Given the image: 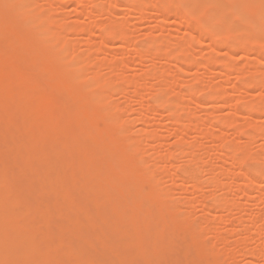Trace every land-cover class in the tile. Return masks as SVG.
Returning <instances> with one entry per match:
<instances>
[{
  "label": "bare ground",
  "instance_id": "1",
  "mask_svg": "<svg viewBox=\"0 0 264 264\" xmlns=\"http://www.w3.org/2000/svg\"><path fill=\"white\" fill-rule=\"evenodd\" d=\"M66 1L76 6L72 5V19L85 16L93 23L88 19L85 23L66 22L61 15L63 18H54L50 10L53 5L54 10L66 5L62 0H0V264H165V255H175L177 241L167 236L169 228L164 222L178 217L183 221L202 217L203 221H193L199 223L195 228L203 232L201 236L209 230L205 220H216V224L229 218L219 224L233 236L235 207L240 211L242 201L249 202L253 194V201L255 197L264 199V169L260 167L264 165V120L259 123L264 119V0H107L108 5L98 0ZM118 12L137 14L140 19L149 14L158 20L161 33L172 18L177 35L133 41L134 25L129 27L125 15L120 14L121 19ZM101 15L106 20L96 21ZM81 33L89 38L82 41L86 48L75 54L78 40L69 37ZM149 35L151 31L145 33ZM205 41V59L193 63L203 68L205 75L197 77L195 72L191 77L196 84L192 80L187 83L183 80L185 65L191 66L195 46ZM114 43L118 46L111 51ZM128 48L136 51L131 60L126 58L131 66L122 59ZM238 53L246 58L245 63L236 62ZM223 54L226 58L220 57ZM97 55L101 61H94ZM104 67L109 70L107 77ZM232 73L236 85L228 92L224 86ZM215 76L220 82L204 85ZM176 86L183 89L176 91ZM202 87H208L207 93L198 99L205 90ZM145 88L152 92L143 94ZM113 94L124 98L122 108L118 98L113 101ZM236 94L243 95L240 106L231 105ZM141 95L143 99L148 95L146 108ZM113 102L119 108L116 103L112 106ZM132 102L141 107L134 119L142 127L136 129L130 126L129 115L125 116L132 111ZM207 106L210 111H205ZM227 107L229 112L223 113L221 109ZM163 113L172 125L174 148L159 155L157 146H146L145 141L160 143L162 131L146 119L151 114L162 118ZM241 115H245V123L238 124L236 118ZM227 127L233 129L231 137L224 131ZM192 132L206 138V144L198 145L196 139L188 142ZM257 140H262L261 145L251 151V143ZM210 151L215 156L208 158L213 157L216 164L208 160L205 166L202 155L205 160ZM178 154L181 159L187 157V165L182 162L183 167L169 170L168 162L181 160ZM147 159L153 161L147 164ZM248 161L255 165L245 166ZM208 165L214 170L204 178L205 183L202 176H206ZM169 178L173 186L178 183L180 194L174 195L173 186L166 189ZM198 182H204L203 189L211 187L210 191H201ZM226 187L234 190L231 193L237 195L236 200L240 198L239 205ZM199 190L201 199L209 204L197 201L202 205L197 206L201 211L196 207L195 217L188 201L198 198ZM163 197L171 200L168 206H163ZM175 203H184L191 211L183 212L186 205L178 204L179 209ZM246 207L242 209L249 214ZM258 215L263 221L257 220L260 227L248 215L245 219L240 214L235 220L241 227L236 230L235 244L242 245L244 255L251 258L248 264H260V260L264 264V208ZM196 229L189 228L186 237ZM218 229L208 231L214 248L234 245L225 244L228 238L220 236ZM249 238L263 242L256 241L257 247L249 248ZM230 253L231 249L224 250L227 260L234 257L230 258ZM199 257L204 260L206 255Z\"/></svg>",
  "mask_w": 264,
  "mask_h": 264
},
{
  "label": "rangeland",
  "instance_id": "2",
  "mask_svg": "<svg viewBox=\"0 0 264 264\" xmlns=\"http://www.w3.org/2000/svg\"><path fill=\"white\" fill-rule=\"evenodd\" d=\"M103 1V2H102ZM65 2V3H64ZM98 2H101V3H106V5H108L107 3V0L105 1V0H98ZM60 3V5L63 3V4H66V5H63L62 7L60 6H57V5H59V4H56V6H57V8H55V10H54V7H55V5H53L52 6V9L50 10V15H52L54 18L55 17H57V16H63V17H65V18H63V17H61L60 16V18H63L64 20L66 19L67 21L66 22H68L69 20H71V21H75V20H79V21H82V22H87L89 19H88V17H86L87 19H85V16H82V18H79L78 17V19H72L71 17H74L75 16V14L73 15V13H72V11L74 10V8H76V6L73 4V3H71L70 4V2H67L66 0H62V3L61 2H59ZM67 3H69V4H67ZM72 5H74V8H73V6ZM86 6V5H85ZM84 6V7H85ZM64 7V8H63ZM83 7V8H84ZM89 7H90V5H89ZM58 8H61V10L59 9L58 10ZM64 9V10H63ZM80 8H78V10H79ZM88 9V8H87ZM90 10V9H89ZM60 11H62V12H60ZM87 11V10H86ZM149 12H151V10H148ZM59 12L61 13V14H59ZM120 12V11H119ZM118 12V13H119ZM123 12V11H122ZM119 13V14H117L118 16L121 14V15H125V17H124V19H125V21L126 22H128V26L130 27V26H133L134 25V31H133V33H132V36H131V40H133V41H139V42H144L145 40H159L158 38H160L161 37V39L164 37H166L167 39H172V37H173V35H177V33H175V31H176V26H174V25H171V24H174V23H172V22H174V20L172 19V18H169V20H168V25H170V26H168V27H166V30H164L162 33H161V31L159 30V28H157V26H158V24H159V22H158V20H155V18L154 17H151L149 14V16L147 15L145 18H147V19H145V18H141L140 19V17H139V15H135V14H130V16L127 14V13ZM76 13V12H75ZM56 14V15H55ZM72 14V15H71ZM127 14V15H126ZM76 15L78 16L79 14H77L76 13ZM117 15H116V17L115 18H118L117 17ZM69 17V18H71V19H68L67 17ZM138 16V17H137ZM105 17V16H103V15H101V16H99V18L96 20V21H98L99 22V19H102L103 21H104V19L106 18H103ZM120 17V16H119ZM154 18V20L153 19H151V18ZM58 18V17H57ZM77 18V17H76ZM121 19L123 18V17H120ZM128 19V20H127ZM139 19V20H138ZM85 20H87V21H85ZM91 21L93 20L92 18L90 19ZM89 20V21H90ZM106 20V19H105ZM117 20H119V19H117ZM142 21V23H141V21ZM147 21V23H145L146 21ZM172 20V21H171ZM91 21H90V23H91ZM102 21V22H103ZM150 21H151V23H150ZM101 22V21H100ZM89 23V22H88ZM92 23H93V21H92ZM91 23V24H92ZM95 23V22H94ZM97 23V22H96ZM138 23H140L139 25H137ZM150 23V24H149ZM132 24V25H131ZM143 25V26H142ZM152 25V26H151ZM155 26V27H154ZM149 27V28H148ZM132 28V27H131ZM146 28H148V30L146 29ZM168 28V29H167ZM151 29V30H150ZM147 30V31H146ZM153 30H155V32H153ZM172 30H173V32H172ZM149 31H151V35H149V38L148 37H146L145 36V33L147 34ZM166 31V32H165ZM182 31V30H181ZM157 32V33H156ZM173 33V34H172ZM153 34V35H152ZM162 36H161V35ZM79 34H76V35H71L69 38H71L72 36V38H73V41L76 39V40H78V41H74L75 42V46H74V48H76V47H78V49H77V51L75 52V54H78L79 52H81L83 49H85L86 47H85V45L82 43V41L84 42L85 41V39H88L89 37H88V35L86 36V35H84V34H82L81 33V35H79ZM168 35H170V36H168ZM76 36V37H75ZM86 36V37H85ZM75 37V38H74ZM188 37V36H187ZM91 39L92 38H96L97 39V42H98V38L97 37H90ZM137 38V39H136ZM139 38V39H138ZM82 39V40H81ZM96 39H93V40H96ZM160 39V40H161ZM79 41H81V43H79L80 45H77L78 44V42ZM82 44V45H81ZM207 44H208V42L207 41H205L204 42V44L202 45V46H198V45H196L195 46V48H194V51H193V53L195 54H193V57H194V62H192L191 63V66H190V64H187V65H185V67H186V74H184V76H183V80L185 81V82H187L188 83V81L189 80H192V82H194L193 81V79H192V77L191 76H193L194 74L193 73H198L199 75H197L196 73V76L197 77H203L205 74H204V70H203V68H201L200 66L198 67L197 66V68H196V66H194V65H197V64H199V63H195V62H202L204 59H205V55H207V52H208V49H207ZM72 45V44H71ZM70 45V47H72L73 45H74V43H73V45L71 46ZM77 45V46H76ZM84 45V46H83ZM113 44H111L110 45V47H111V51H113V49L115 48L116 49V46H118V44L117 43H114V45L112 46ZM82 46V47H81ZM85 47V48H84ZM114 47V48H113ZM83 48V49H82ZM131 48H128V49H126L125 50V56L123 55L122 56V59H123V62L124 63H126V61H127V63H129V65L131 66V62L129 61V60H127L126 58H128V59H130L131 60V58H132V56H131V54L134 56L136 53V51L134 50V49H131ZM196 49V50H195ZM79 50V51H78ZM129 51H131V52H129ZM132 51H134V53L132 52ZM195 51H196V53H195ZM222 51H224V50H222ZM221 51V52H222ZM225 52V51H224ZM223 52V53H224ZM45 53H47L48 54V52L47 51H45ZM200 53V54H199ZM159 55H161V54H159ZM129 56V57H128ZM204 56V57H203ZM97 57V60H94V61H96V62H98V60L99 61H101V57L100 56H96ZM125 57V58H124ZM192 57V58H193ZM220 57H222V58H226V56H224V54L223 55H221ZM94 58H95V56H94ZM244 57H242L241 55H240V53H238L236 56H235V59H236V62L237 63H241V64H243V61L245 60L246 61V58L245 59H243ZM96 59V58H95ZM125 59H126V61H125ZM245 61H244V63H245ZM193 63H194V65H193ZM139 65H136V64H134V68H139L138 67ZM88 67H89V65H88ZM88 67L86 66L85 68H87L88 69ZM92 67V66H91ZM91 67H89V68H91ZM84 69V68H83ZM103 69H105V67L103 68ZM107 69V68H106ZM104 70V73L106 72V71H109L108 69L107 70ZM198 69V70H197ZM84 70H86V69H84ZM102 70V69H101ZM103 71V70H102ZM192 71V72H191ZM200 71L202 72L201 74H200ZM214 71V74L215 73H217V71H218V69H215V70H213ZM121 72V71H120ZM120 72H117V73H120ZM211 72V71H210ZM102 73V72H101ZM212 73V72H211ZM106 74H108L107 72L104 74L106 77H107V75ZM111 74V73H110ZM121 74V73H120ZM187 74H189V76L187 75ZM204 74V75H203ZM213 74V75H214ZM233 74V73H232ZM231 74V76H229L228 78V82L229 83H226L225 84V86H224V88L228 91V92H230V90H231V88L233 87V85H236V74H233L232 75ZM101 75V74H100ZM104 75H103V73H102V76L104 77ZM119 74H117V76H118ZM183 75V74H182ZM211 75V74H210ZM110 76H112V75H109L108 77H110ZM120 76V75H119ZM114 77V76H113ZM194 77V76H193ZM214 77V76H213ZM211 78V79H209V81H207L208 82V85H207V82L204 84L205 86H210V85H212L213 86V84H215V82L217 81V83H218V81L220 82V79H218L216 76V78ZM234 79V80H233ZM187 80V81H186ZM213 81V82H212ZM210 82V83H209ZM190 84H193V83H191V82H189ZM195 84H196V82H194ZM211 83H213V84H211ZM225 83V82H224ZM232 83V84H231ZM202 86V85H201ZM199 87H200V84H199ZM227 87V88H226ZM203 88V87H202ZM205 88V90L203 91V92H201V93H199L198 94V96H197V98L198 99H202L203 97H205V93H207V88L208 87H204ZM203 88V89H204ZM146 89V88H145ZM183 88L181 87V86H176L175 87V90L177 91V90H182ZM150 89H146L145 91H143V94L144 93H148V91H149ZM206 91V92H205ZM226 91V92H227ZM149 92H152V90L151 91H149ZM227 92V93H228ZM257 92H259V90L257 91ZM203 93L205 94V95H203ZM262 94H263V96H264V90H262V92H261ZM149 94V93H148ZM114 96H115V100H113V101H116L117 100V98L120 100H117L118 102H119V106H121L122 104L120 103L121 101L123 102H125V100H124V98L122 97V99L120 98V96L119 95H115V94H113ZM113 96V97H114ZM117 96V97H116ZM142 96V95H141ZM236 97H234V98H232L231 99V105H236V106H240V104H241V102H242V100H240L241 98H239L240 96H243V95H238V94H236L235 95ZM147 97H148V95H147ZM145 95H144V99H143V96H142V101H143V104L145 105L144 107L146 108V104H147V98ZM146 98V99H145ZM114 99V98H113ZM127 101V100H126ZM145 101H146V104H145ZM187 99H186V103H187ZM123 102V104H125ZM128 102V101H127ZM114 104H112V106H114L115 105V103H116V105L115 106H118L117 105V102H113ZM183 103H184V101H183ZM128 105H129V102L127 103ZM126 104V105H127ZM131 105H134V106H132L133 108H131V112L129 113H126L127 115H125V114H123V119H127L125 116H127L128 117V115H129V119H128V121H129V124H131L130 126L131 127H133V125H134V129H136V128H140V127H142V125L136 120L138 117V113H137V111H139L140 110V106L138 105V103H130ZM114 106V107H115ZM119 106H118V108H119ZM125 106V105H124ZM138 106V107H137ZM123 107V105L121 106V108ZM135 107V108H134ZM143 107V106H142ZM143 107V108H144ZM210 106H207L205 109V111H207V109H209L208 111H210V109L211 108H209ZM113 108V107H112ZM229 108L227 107V108H224V109H221L222 110V112L223 113H228L229 112V110H228ZM122 114V113H121ZM202 114H203V112H201L200 113V115L202 116ZM125 115V116H124ZM152 115V114H151ZM150 115V116H151ZM163 115V119H164V113L162 114ZM216 115H218V113L216 114ZM150 116H148V118L146 119V121L148 120V122H150V123H148L150 126H152V124H153V122L155 123V126H157L156 128L157 129H159V131L161 130L162 131V137L160 138V139H162L161 141H160V143H159V141L158 142H155L156 144H158V145H156V144H153L154 142L153 141H151V142H146L145 141V144H146V146H147V143L148 144H150L151 146H153V145H155V146H157V148L156 149H159V151H158V153H159V155H165V154H163V153H165V151H169L170 149H171V151L173 150V148H174V145H173V141H174V138H173V136H172V132H171V128H172V125L170 124L169 125V122H170V120L168 119V117H165L166 119H168V120H166V119H162L161 117H160V115L158 116V115H155V114H153L152 116H155V117H159V119H162V120H159V119H156V121H154V117H150ZM245 115H241V116H239V117H237L236 118V121L238 122V124L239 123H245V117H244ZM125 117V118H124ZM134 118H136V119H134ZM150 118V119H149ZM152 118H153V120H152ZM130 119H133V121L131 120L130 121ZM135 120V121H134ZM158 120V121H157ZM262 120H264L263 118L262 119H260V121H259V123L261 124L262 122ZM152 121V122H151ZM240 121V122H239ZM163 122V123H162ZM157 123H159V124H157ZM171 123V122H170ZM157 124V125H156ZM166 124V125H165ZM98 125L99 126H102V124H100V123H98ZM140 125V126H139ZM154 125V124H153ZM159 125V126H158ZM162 125L164 126V128L162 127ZM171 126V127H170ZM166 127H168L167 129H169V130H167L166 129ZM153 128H154V126H153ZM165 133H164V132ZM167 131V132H166ZM224 131H225V133H226V135L227 136H229V137H231L232 136V134H233V129L232 128H230V127H227V128H225L224 129ZM169 132V133H168ZM168 133V134H167ZM160 134H161V132H160ZM191 135H189L188 134V142H195L196 140L197 141H199V142H196V143H198V145H203V143H201V142H204V144H206V142L207 141H204V140H206V138H203V137H201L200 135H198V134H194L193 132L192 133H190ZM231 134V135H230ZM169 135V136H168ZM171 135V136H170ZM198 136V138H196V137ZM134 137V136H133ZM165 137V138H164ZM169 137V138H168ZM173 139H172V138ZM195 137V138H194ZM199 137H201V139L199 138ZM168 139V140H167ZM187 139V138H186ZM190 139V140H189ZM194 139H196V140H194ZM243 139L244 138H241V141H243ZM201 140V141H200ZM144 141V140H143ZM168 142V143H167ZM161 143H163V144H161ZM199 143H201V144H199ZM261 143H262V140H257V142L256 143H251V145H250V150L251 151H255V150H257V148H259L258 146L259 145H261ZM160 144H161V146H160ZM208 144V143H207ZM210 144V143H209ZM155 146H153V147H155ZM148 149V148H147ZM164 149H166V150H164ZM168 149V150H167ZM177 150H178V148H176ZM179 151V150H178ZM176 152V151H175ZM180 152V151H179ZM198 154H201L200 153V150H198ZM167 153V152H166ZM176 154H177V152H176ZM215 154H216V152H215ZM179 155V154H178ZM181 155V154H180ZM179 155V157L178 156H176V157H178L179 159H181V156ZM208 155H209V157H211V156H215L214 155V151H210L207 155L205 154V156L207 157V159H206V157H205V160H204V155H202V162H204V164H205V166H207V164H208V162H210L211 161V159H213V157L212 158H208ZM186 158V160L188 161V159H187V157H185ZM185 158H184V156H183V158L181 159V160H178V162L177 161H174V160H171L170 162H168L167 163V165H170V168H168V166H167V168L169 169V170H172V168H173V170L172 171H175L176 170V168L177 167H179L180 165H182L181 163L182 162H185V163H183L184 165L183 166H186L187 164H186V160H185ZM177 159V158H176ZM185 161H184V160ZM208 160H210V161H208ZM153 160L151 159V160H149V159H147V164H148V162H149V164L152 162ZM213 164H216V162H215V160H212L211 161ZM212 163H209V165L210 164H212ZM186 164V165H185ZM200 164V163H199ZM201 164H203V163H201ZM199 165V167L200 166H202V165ZM212 164V165H213ZM172 165V166H171ZM175 165V166H174ZM176 165H177V167H176ZM208 165V166H209ZM253 165H255L253 162H251V161H248V162H246V164H245V166H247V167H251V166H253ZM183 166H180V167H183ZM204 166V165H203ZM204 166V167H205ZM214 167H215V165H213ZM211 166H209V167H206L205 169H204V171H206L205 173H204V171L202 170L203 169V167H201L202 169H200V171H201V174H202V171H203V173L204 174H206V176H202L203 177V179H202V177H201V179L202 180H204V178L206 177H208L209 175L210 176H212L213 175V170H214V168L213 167H211ZM260 167L262 168V169H264V165H263V163H262V166H261V164H260ZM178 169V168H177ZM235 172H237V171H235ZM214 173H216V172H214ZM207 174H209V175H207ZM203 175V174H202ZM215 175V174H214ZM219 174H217L216 173V176H218ZM221 175V174H220ZM165 175H162L161 176V178L162 177H164ZM159 178H160V176H158ZM221 177V176H220ZM165 179H167V177H164ZM163 178V179H164ZM222 178V177H221ZM164 179V180H165ZM164 180H162V179H160V182L162 181H164ZM201 180V181H202ZM207 180V179H206ZM229 180H231V181H233L232 180V178H230L229 177V179H228V181ZM166 181V180H165ZM165 181H164V183H161V184H163V186L162 187H164L165 186ZM169 181H171V178H169V180L167 181L168 183H170L171 184V182L173 183V181H171V182H169ZM200 181V180H199ZM227 181V182H228ZM231 181H229V183H231ZM204 182L205 183H207L205 180H204ZM204 182H201V183H199L197 186H198V188L201 190V191H205L206 189H207V191H210V189H211V187H210V189H208V187L206 186V184H205V186L206 187H204V189L202 188V186H203V184H204ZM170 184H168L167 185V183H166V186L167 187H169L170 186V189L169 188H167L166 186V189H168V190H171V187L173 186L172 184L170 185ZM178 183H174V189H175V191L173 190V192H174V195L176 196V194L179 192V190L181 191V189H180V187L177 185ZM172 187V188H173ZM189 190H190V188H192L191 190H193V188H194V186H192V185H189ZM226 189H229V187H226L224 190H226ZM199 190V192H198V194H199V197H200V195L202 194V192ZM230 190V192H228V190H226L228 193H230V195L231 196H229V197H231V199H234L237 195H235V194H237L238 193V197H240L241 196V194H240V192L239 191H236L235 190V192H237V193H235L234 192V195L235 196H232L233 194L231 193L232 191H234L233 189L231 190V189H229ZM263 191H264V186H263ZM172 192V191H171ZM172 192V193H173ZM182 192V191H181ZM176 193V194H175ZM178 194H180V192L178 193ZM182 195V194H181ZM177 196H180V195H177ZM253 196V199H254V194L252 195ZM198 197V198H199ZM232 197H234V198H232ZM164 198H166V199H164ZM198 198H191L189 201H188V203L190 204H188V207L193 211V213L195 214V217H198V211L200 210L201 211V206L200 207H197V206H199L198 204H200V205H202V204H204V203H206V204H209V202H207L206 200H204V199H201V197L198 199ZM251 198V197H250ZM163 199H164V201H163ZM163 199L161 200L162 201V203H163V206L165 207V205H169L171 202V200L168 198L167 199V197H163ZM196 199H198V200H196ZM200 199H201V201H200ZM236 199H238V198H235L234 200L235 201H237V203L240 201V198H239V201L238 200H236ZM253 199H251L252 200V202L251 203H253L252 205L250 204V201L251 200H249V202H247L246 200L245 201H242L243 203H244V205H242L241 207L243 208V206H244V208L246 207L247 209H246V211L248 212L249 210V214H246V212H244L243 210L244 209H242L241 208V210L239 211L238 209H236V207H235V211H233V213L234 212H236L237 211V213H234V216H235V214L237 215L236 216V219H239V218H237L238 217V215L240 216V214L241 215H243L244 216V218L246 219V217H247V215H248V217L247 218H249V219H253L252 217H254V219L256 220V222H258L256 225L257 226H259L260 225V222H261V224L263 223V221H261V216H259L258 215V211H259V209L260 208H264V199H263V197L261 198V200H260V197H259V200L261 201H259V200H257L258 199V197H255V201H253ZM201 202V203H198V202ZM262 202H263V204H262ZM187 203V202H186ZM243 203H241V204H243ZM247 203V205H245ZM260 203V204H259ZM179 203H175V205H176V207L177 208H179V209H181V206H183V205H186V204H184V203H182V204H179V205H181V206H179L178 205ZM249 204V205H248ZM259 204V205H258ZM238 205H239V203H238ZM248 206H249V208H248ZM185 207V206H184ZM183 207V209H181L183 212H185V211H191V210H189V208L187 207V205H186V208H184ZM199 209V210H196L197 208ZM259 207V208H258ZM186 209V210H185ZM234 209V208H233ZM257 209H258V211H257ZM180 210V211H181ZM185 210V211H184ZM196 211H197V214H196ZM252 212V213H251ZM191 213V212H190ZM202 213V212H201ZM201 213L199 212V216L201 215ZM233 213H231L232 215H233ZM240 213V214H239ZM187 214H188V212H187ZM190 215V217H192V218H194L193 216L194 215H191V214H189ZM197 215V216H196ZM245 215H246V217H245ZM251 217H250V216ZM253 215H255V216H253ZM257 215V216H256ZM202 216V215H201ZM234 216H231V217H234ZM189 217V216H188ZM189 217V219H192V218H190ZM256 217V218H255ZM179 218V217H178ZM178 218H176V219H166L165 220V222H164V225H166L169 229H168V231H167V236L168 237H170V238H172V237H175V240L177 241H175L176 243H175V245L176 246H174L173 247V252H174V256H173V258L171 257V258H169V256H168V254L167 255H165V259H164V261H163V263H165V264H244V263H246V264H248V261H250V257L249 256H247V255H244V250L242 249L243 248V246L242 245H237V244H235V240H236V233L238 232V231H236V230H239V229H241V227L239 226L240 224L239 223H237L238 222V220L237 221H235L234 219H231V220H234V221H232V222H236V226H235V228H234V223H233V227H231V232H234V234H233V236L229 233L228 234V232L230 231V230H228L227 229V227L225 226H221V224H222V222H223V224L222 225H224V221L226 220V219H229V218H224L225 220H223L222 222H218V223H216V224H218V225H216L215 224V222H216V220H213L212 218L211 219H209V220H213L212 222L214 223V225H213V227L211 226V227H209V225H211V223L209 222V221H207V220H205L204 222L206 223V224H209V225H207V230L209 229L210 231H211V228H217V226H218V232L220 233V236H221V234L222 235H224V237H226V239L228 238V240H233L234 241V243H232V241L230 242H228V240H227V243H225V244H234V245H229V248H228V245H225L228 249H226V247L225 246H223V244H222V246H223V249H221L222 248V246H221V244H219V246L217 245L218 243L216 242L215 244L220 248L219 250H220V252H221V250H223V253L221 252H219V251H217L216 250V248H218V247H215L214 248V246L215 245H213L214 243H213V239L211 240V238H213V237H211V235H212V233L210 232H208V231H206L205 230V232H206V235H205V233H204V236H201V234L203 233H200L196 228H195V226L196 225H198V224H196V225H194L193 223L195 222L194 221V219H197L196 220V222L197 221H200L201 220V218L202 217H199L200 218V220H198V218H194V219H192L191 221H187V219L185 218V216L184 217H182V218H185V220L183 221V219H181V217L179 218V220H178ZM258 218V219H257ZM253 219V220H254ZM257 220H259V221H257ZM194 221V222H193ZM201 221H203V220H201ZM186 222H188V223H186ZM195 222V223H196ZM208 222V223H207ZM212 223V224H213ZM219 223H221V224H219ZM225 223H226V221H225ZM206 224H204L205 226H206ZM237 224H238V226H237ZM260 226H262V225H260ZM259 226V227H260ZM174 228V229H173ZM189 228H194V229H196L197 231H195V233H192V234H189V237H186V232H187V230L189 229ZM258 228V227H257ZM177 229V230H176ZM174 230H176V231H174ZM254 230H255V226H254ZM208 232V233H207ZM171 233V235L172 236H170L169 234ZM176 234V235H175ZM186 234V235H185ZM211 234V235H210ZM203 235V234H202ZM210 235V236H209ZM213 236V235H212ZM250 239V240H249ZM248 239V242H249V248H254L255 246L257 247V244L259 243V242H263L264 241V239H262L261 241L260 240H258L257 238L256 239H253V238H249ZM211 240V241H210ZM178 241H180V242H178ZM258 243H257V242ZM215 242V241H214ZM255 242V243H254ZM181 243V246L179 245ZM253 243V244H252ZM237 247H236V246ZM233 246H235L236 248H234ZM251 246V247H250ZM213 247V248H212ZM233 247V248H232ZM225 248V249H224ZM229 249H231V253L232 254H234V255H232L231 253H230V258H231V256H234L231 260H227L228 259V252H226V254L227 255H225L224 256V250L226 251V250H228L229 251ZM255 249V248H254ZM193 250V251H192ZM235 250V251H234ZM217 252V253H216ZM239 252V254H237ZM221 254V256H220V254ZM199 254H204V255H206V258L204 259V260H202L200 257H199ZM223 255V256H222ZM226 257H227V259H226ZM229 258V259H230ZM237 258V259H236ZM189 259V260H188ZM248 260V261H247ZM168 261H169V263H168ZM259 262H261L262 263V260H260ZM260 263V264H261Z\"/></svg>",
  "mask_w": 264,
  "mask_h": 264
}]
</instances>
